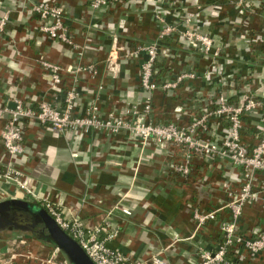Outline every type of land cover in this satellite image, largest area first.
<instances>
[{
  "label": "crops",
  "instance_id": "1",
  "mask_svg": "<svg viewBox=\"0 0 264 264\" xmlns=\"http://www.w3.org/2000/svg\"><path fill=\"white\" fill-rule=\"evenodd\" d=\"M40 2L64 9L70 44L40 31L34 10ZM91 2L0 0V18L9 16L0 37V104L20 101L36 107L47 101L63 108L66 91L76 88L78 114H85L91 103L99 106L103 118L132 106L143 108L147 93L139 86V60L123 63L114 77L106 69V59L115 37L131 48L155 41L160 31L154 19L158 9L168 25L210 34L214 48L206 56L182 47L176 35L162 42L156 77L160 88L153 94L148 121L187 127L206 108L214 109L220 94L226 93L233 104L259 99L263 106L244 117L242 130L244 143L258 144L264 132V0H120L99 10ZM45 60L64 70L61 93L51 88V78L41 66ZM90 66L96 67V74L67 73L72 67ZM212 67L219 69L218 74L206 78ZM183 73L196 78L170 91L162 88ZM227 125L225 119L212 116L204 137L222 135ZM4 126L0 120V133ZM24 145L25 156L10 163L0 143L3 201L41 203L44 208L49 202L68 216H79L88 231L102 228L101 238L116 233L109 247L134 264H154L155 257L166 264H198L204 250H214L221 242L220 222L231 219L223 207L228 200L226 185L238 190L243 179V170L229 161L197 156L191 174L182 177L171 171L170 164L183 160V149L142 147L126 131L110 138L92 131L83 138L28 124ZM9 165L22 171L23 188L2 178ZM255 187L264 196V175L257 176ZM116 204L131 215L114 210ZM198 209L218 211L217 220L198 229L193 218ZM259 227H264V207H247L242 234ZM17 239L0 241V258H10L9 247ZM28 240L30 250L40 256L53 248L34 237ZM232 259L234 264H264V252L256 257L234 253ZM13 264L27 262L18 257Z\"/></svg>",
  "mask_w": 264,
  "mask_h": 264
},
{
  "label": "built area",
  "instance_id": "2",
  "mask_svg": "<svg viewBox=\"0 0 264 264\" xmlns=\"http://www.w3.org/2000/svg\"><path fill=\"white\" fill-rule=\"evenodd\" d=\"M117 2L120 0H92L91 7L99 10ZM34 10L39 18L41 32L51 40L71 43L70 34L65 26V12L61 6L40 2L36 3ZM154 19L160 24L158 38L155 41L145 42L131 48L120 45L118 38L115 37L106 59V69L114 77L120 74L123 63L139 60V86L147 93L143 108L132 106L124 109L121 114L112 112L103 118L99 106L91 103L85 110V114H78L76 109L79 94L76 88L66 91L63 108H58L47 101L40 102L36 107L27 106L20 101H15V108H11L8 104H0V120L5 121V126L0 133V143L7 157L10 158V163H13L26 154L24 137L28 124L40 125L59 133L72 132L83 138L92 131L103 132L107 138L126 131L129 137L139 142L142 147L154 144L159 149H165L168 146L183 149L185 152L183 160L170 164L171 171L182 177L191 174L192 159L196 156L205 159L227 160L234 167L243 170L241 187L238 190H232L226 185L228 200L223 207L229 211L231 219L220 222L221 242L214 250H204L198 264H234L232 259L234 253H245L256 257L264 252V227L254 228L242 234L241 222L247 207L254 205L264 207V196L255 187L257 176L264 175V132L258 144L249 147L242 140V130L244 117L260 109L263 102L259 99L248 98L239 104H233L225 93L217 97L214 109L206 108L202 115L195 118L187 127L177 123L155 124L148 121L153 94L160 88L156 77L158 75L157 63L163 52L162 42L176 35L182 47L198 51L206 56L210 55L214 48V39L210 34L182 31L176 24L168 25L166 18L159 13L158 9L154 11ZM8 23L9 16L5 14L0 18V37L6 31ZM41 66L51 78V88L61 93L64 90V70L59 65L46 60L41 62ZM83 70L92 74L97 73L95 66L87 69L72 67L67 70V73L77 76ZM218 72L217 67H212L206 72L205 77L210 78L212 74H218ZM194 78L196 76L193 73H183L174 82L164 84L162 88L170 91L176 89L183 81ZM99 88L102 89V87ZM212 116L225 119L228 125L222 135L205 138L204 134L208 132V121ZM22 176V171L12 165H9L2 174L5 182L14 183L23 188ZM1 201L3 198L0 192ZM113 209L120 210L125 215H131L129 210L122 208L119 204H116ZM45 210L57 225L80 245L94 264H134L122 252L109 247L108 243L115 238L116 233H108L105 238H101L103 229L86 230L79 216H68L49 202H46ZM217 215L218 211L204 213L198 209L194 212L193 218L200 229L209 222L216 221ZM9 251L10 258L7 260L5 256H2L0 264H13L18 257L25 258L27 264L31 262L71 264L57 247H53L46 256L35 254L30 250L28 238L17 239L9 247ZM153 263L166 264L159 257L153 258Z\"/></svg>",
  "mask_w": 264,
  "mask_h": 264
},
{
  "label": "water",
  "instance_id": "3",
  "mask_svg": "<svg viewBox=\"0 0 264 264\" xmlns=\"http://www.w3.org/2000/svg\"><path fill=\"white\" fill-rule=\"evenodd\" d=\"M10 107L15 108L16 104H10ZM22 221L30 222L34 226L43 225L44 230L34 235L60 249L71 264H94L80 245L57 225L46 210L37 211L23 200L10 199L0 202V226Z\"/></svg>",
  "mask_w": 264,
  "mask_h": 264
},
{
  "label": "flooded vegetation",
  "instance_id": "4",
  "mask_svg": "<svg viewBox=\"0 0 264 264\" xmlns=\"http://www.w3.org/2000/svg\"><path fill=\"white\" fill-rule=\"evenodd\" d=\"M28 232L30 234L39 233V231H43L41 227L34 226L30 224V222H20L15 224H4L0 226V235L3 233H14V232Z\"/></svg>",
  "mask_w": 264,
  "mask_h": 264
},
{
  "label": "rangeland",
  "instance_id": "5",
  "mask_svg": "<svg viewBox=\"0 0 264 264\" xmlns=\"http://www.w3.org/2000/svg\"><path fill=\"white\" fill-rule=\"evenodd\" d=\"M3 202V201H1ZM35 210H40L39 208H34ZM28 237H34L33 234H30L28 232H14V233H3L2 235H0V241H4V240H12L14 238H20V239H24V238H28Z\"/></svg>",
  "mask_w": 264,
  "mask_h": 264
},
{
  "label": "trees",
  "instance_id": "6",
  "mask_svg": "<svg viewBox=\"0 0 264 264\" xmlns=\"http://www.w3.org/2000/svg\"><path fill=\"white\" fill-rule=\"evenodd\" d=\"M25 202H28V201H25ZM33 208H39V209H44L45 210V208L42 206V204L40 203H35V202H28ZM38 227H41L42 229L44 228V226L43 225H37ZM44 230V229H43ZM33 236H34V238H36V239H39L36 235H34L33 234ZM39 240H41L42 242H44L45 244H48V245H51V246H53V247H55L52 243H50V242H48V241H46V240H42V239H39Z\"/></svg>",
  "mask_w": 264,
  "mask_h": 264
}]
</instances>
